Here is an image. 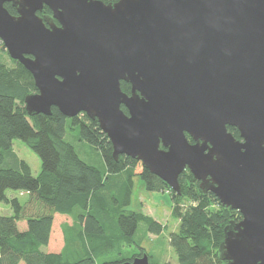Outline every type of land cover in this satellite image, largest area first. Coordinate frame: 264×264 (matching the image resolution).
<instances>
[{"label": "water", "instance_id": "95a60500", "mask_svg": "<svg viewBox=\"0 0 264 264\" xmlns=\"http://www.w3.org/2000/svg\"><path fill=\"white\" fill-rule=\"evenodd\" d=\"M0 40L33 76L30 117L86 114L177 194L190 171L242 215L224 264H264V0H0Z\"/></svg>", "mask_w": 264, "mask_h": 264}, {"label": "trees", "instance_id": "16d2710c", "mask_svg": "<svg viewBox=\"0 0 264 264\" xmlns=\"http://www.w3.org/2000/svg\"><path fill=\"white\" fill-rule=\"evenodd\" d=\"M106 4L119 0H101ZM12 15L16 9L6 3ZM41 17L51 16L45 7ZM56 22V21H55ZM11 61V66L5 59ZM122 91L130 93L128 83ZM33 76L25 67L12 60L3 44L0 45V203L8 204L13 214L0 215V264H118L152 256L136 240L138 228L144 223L147 234L160 235L166 227L141 212L126 210L131 205L134 177H139L149 192L171 191L168 185L141 162L122 155L115 160L113 146L97 120L86 114L66 118L57 108L51 115L30 117L25 98L37 93ZM127 114V110L122 106ZM79 129L78 139L100 151L104 164L98 168L80 157L67 139L69 129ZM237 139L236 128L228 127ZM23 141L36 153L42 164L34 176L28 163L13 150V140ZM190 142L192 140L189 138ZM181 194L171 191L172 214L179 228L170 236L178 264H224L220 245L224 229L241 221L239 211L223 206L211 192L204 193L190 171L179 177ZM8 190L28 194L30 201L22 205L9 198ZM37 204L34 214L28 215V205ZM55 214L73 217L74 238L68 239V250L46 253ZM25 222L26 228L19 229ZM137 246L132 255L125 250ZM73 250V251H71ZM158 264H171L169 262Z\"/></svg>", "mask_w": 264, "mask_h": 264}, {"label": "rangeland", "instance_id": "374dc122", "mask_svg": "<svg viewBox=\"0 0 264 264\" xmlns=\"http://www.w3.org/2000/svg\"><path fill=\"white\" fill-rule=\"evenodd\" d=\"M1 44L3 43L0 40V45ZM5 63L10 66L12 64L9 58L5 59ZM78 135L79 129L77 127L74 129L68 128L66 139L74 145L80 157L87 163L98 168L102 167L104 160L100 151L96 150L86 142H80ZM13 150L20 159L28 163L33 175L38 176L42 168L39 156L19 139L13 140ZM171 191L149 192L145 189L140 178L134 177V191L131 205L126 207V210L141 212L166 227L160 235L147 234V237L144 236L147 226L142 223L138 228L136 240L138 241L139 246L145 248L146 252L152 256L151 261L153 264L164 262L178 264L176 254L170 245L171 234L177 232L179 228V221L176 220L172 214L173 204ZM6 195L9 198H17L22 205H26V203L30 201V196L28 194L19 191L8 190ZM37 208V204H29L27 214H34ZM12 214L13 211L8 204L0 203V215L11 216ZM54 219L50 242L47 247L43 248V251L46 253H62L63 251H67L69 247L68 239L70 240L74 238L75 234L72 230H69L70 227H74L75 225L73 217L57 215ZM24 227L26 228L25 222L19 223L20 230H23ZM125 251L126 254L132 255L138 253L140 249L137 246H133Z\"/></svg>", "mask_w": 264, "mask_h": 264}, {"label": "flooded vegetation", "instance_id": "af4514ba", "mask_svg": "<svg viewBox=\"0 0 264 264\" xmlns=\"http://www.w3.org/2000/svg\"><path fill=\"white\" fill-rule=\"evenodd\" d=\"M11 5H12V4H11ZM45 7H46V6H45ZM45 7H44V8H45ZM14 8H15V7H14ZM44 8H43V10H44ZM47 8H48V7H47ZM15 9H16V8H15ZM43 10H42V11H43ZM49 10H50V9H49ZM42 11H41V12H42ZM50 11H51V10H50ZM16 12H17V10H16ZM41 12H38V13H41ZM51 13H52V11H51ZM17 15H18V12H17ZM38 15H39V14H38ZM39 16H40V15H39ZM51 16H52V14H51ZM55 23L58 25V22H57V21H56ZM129 85H130V84H129ZM130 87H131V85H130ZM131 88H132V87H131ZM130 94H131V90H130V93H129L128 95H130ZM232 128H235V127H232ZM236 129H237V128H236ZM237 130H238V129H237ZM238 132H239V131H238ZM239 135H240V134H239ZM187 137H188V139H189V138L191 139L190 136L187 135ZM191 140H192V139H191ZM238 140H241V138L238 139ZM189 141H190V140H189ZM191 143H194L193 140H192Z\"/></svg>", "mask_w": 264, "mask_h": 264}, {"label": "crops", "instance_id": "0c3cea01", "mask_svg": "<svg viewBox=\"0 0 264 264\" xmlns=\"http://www.w3.org/2000/svg\"><path fill=\"white\" fill-rule=\"evenodd\" d=\"M57 215H61V214H55V217L57 216ZM62 216V215H61ZM63 216H66V215H63ZM55 220V219H54ZM51 234H52V232H51Z\"/></svg>", "mask_w": 264, "mask_h": 264}]
</instances>
